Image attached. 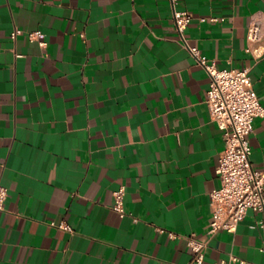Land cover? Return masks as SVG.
<instances>
[{
	"label": "crops",
	"instance_id": "crops-1",
	"mask_svg": "<svg viewBox=\"0 0 264 264\" xmlns=\"http://www.w3.org/2000/svg\"><path fill=\"white\" fill-rule=\"evenodd\" d=\"M174 7L193 16L189 43L249 69L264 104V0H0V264H193L192 234L208 241L204 264H264L261 213L209 235L225 141ZM254 18L260 58L247 51ZM249 140L262 169L264 117Z\"/></svg>",
	"mask_w": 264,
	"mask_h": 264
},
{
	"label": "built area",
	"instance_id": "built-area-1",
	"mask_svg": "<svg viewBox=\"0 0 264 264\" xmlns=\"http://www.w3.org/2000/svg\"><path fill=\"white\" fill-rule=\"evenodd\" d=\"M172 1L175 5V0ZM173 17L181 45L190 52L210 78L206 102L211 119L223 131L225 141L216 169L220 186L211 192L213 220L209 235L212 237L220 230L235 232L249 209L262 214L260 226L264 229V167L256 169L253 166L249 140L254 131V120L264 117V104L255 92L249 69L219 68L215 60L209 59L198 47L189 43L185 30L192 20V14L174 7ZM21 32L16 29L11 37L16 39ZM247 37V51L260 58L262 51L258 44L263 37V28L258 18L252 20ZM29 38L38 41L42 46L47 43L45 34L41 31L29 33ZM125 192V187H120L113 193L112 208L121 217L127 214L124 205ZM7 196V188L0 185V210L5 209ZM61 227L72 230L67 224H62ZM187 244L192 250L193 264H204L208 241L199 240L192 234L187 237ZM215 264H246V261L231 255Z\"/></svg>",
	"mask_w": 264,
	"mask_h": 264
}]
</instances>
